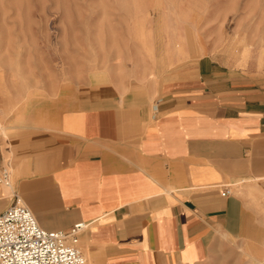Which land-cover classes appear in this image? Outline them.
<instances>
[{
	"label": "crops",
	"instance_id": "crops-1",
	"mask_svg": "<svg viewBox=\"0 0 264 264\" xmlns=\"http://www.w3.org/2000/svg\"><path fill=\"white\" fill-rule=\"evenodd\" d=\"M2 143L0 212L85 222L88 264H205L231 239L264 257V72L201 55L157 85L77 90L52 127Z\"/></svg>",
	"mask_w": 264,
	"mask_h": 264
},
{
	"label": "rangeland",
	"instance_id": "rangeland-1",
	"mask_svg": "<svg viewBox=\"0 0 264 264\" xmlns=\"http://www.w3.org/2000/svg\"><path fill=\"white\" fill-rule=\"evenodd\" d=\"M201 55L264 72V0H0V144L52 127L77 90L157 85ZM261 260L231 239L205 264Z\"/></svg>",
	"mask_w": 264,
	"mask_h": 264
},
{
	"label": "built area",
	"instance_id": "built-area-1",
	"mask_svg": "<svg viewBox=\"0 0 264 264\" xmlns=\"http://www.w3.org/2000/svg\"><path fill=\"white\" fill-rule=\"evenodd\" d=\"M0 172L6 179L7 171ZM86 227L77 222L66 231L46 230L30 208L16 201L0 212V264H88L79 243Z\"/></svg>",
	"mask_w": 264,
	"mask_h": 264
},
{
	"label": "bare ground",
	"instance_id": "bare-ground-1",
	"mask_svg": "<svg viewBox=\"0 0 264 264\" xmlns=\"http://www.w3.org/2000/svg\"><path fill=\"white\" fill-rule=\"evenodd\" d=\"M195 28H196V27H195ZM182 35H183V34H182ZM198 41H199L200 43L202 42L201 39H198ZM164 44H165V43H164ZM162 45H163V44H162ZM165 46H166V45H165ZM243 46H245V45H242V47H243ZM245 48H246V47H245ZM242 50H243V49H242ZM244 50H245V49H244ZM244 52H246V51H244ZM244 55H245V54H244ZM244 55H243V56H244ZM239 56H240V55H239ZM262 56H264V55H262ZM244 57H245V56H244ZM247 57H248V56H247ZM244 59H245V58H244ZM241 60H242V59H241ZM238 61H239V60H238ZM243 61H244V60H243ZM243 61H242V62H243ZM236 62H237V61H236ZM242 62H241V63H242ZM244 62H245V61H244ZM256 62H257V61H256ZM262 62H264V61H262ZM239 64H240V63H239ZM254 66H255V65H254ZM4 127H5V126H4ZM9 184H10V181L7 180V178L3 180V185L6 186L7 188L10 186ZM8 189H9V188H8ZM20 203H21V201H20ZM22 203H23V202H22ZM261 264H264V261H262Z\"/></svg>",
	"mask_w": 264,
	"mask_h": 264
}]
</instances>
